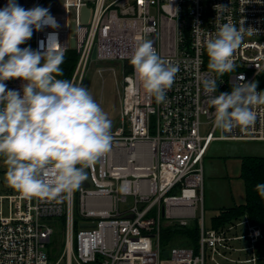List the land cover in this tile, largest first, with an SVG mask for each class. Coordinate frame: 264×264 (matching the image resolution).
<instances>
[{
	"label": "built area",
	"instance_id": "obj_1",
	"mask_svg": "<svg viewBox=\"0 0 264 264\" xmlns=\"http://www.w3.org/2000/svg\"><path fill=\"white\" fill-rule=\"evenodd\" d=\"M50 1L16 0L25 9L47 7ZM5 4L0 0V7ZM218 4L229 7L216 14ZM47 8L59 27L33 30L19 47L37 49L47 33L57 32L63 56L72 50L77 57L69 80L81 85L90 63L119 61V125L112 130L111 149L86 167L88 185L81 183L55 198L19 192L6 182V166L0 162V264H205L207 256L226 258L241 241L247 246L237 251L251 252L245 262L264 263V255L256 254L259 226L244 217L212 228L205 225L201 208L202 161L210 143L264 141V105L253 107L256 119L251 125L223 132L214 127V108L208 104L213 94L229 92L241 82L240 74L246 82L257 81L261 91L264 2L62 0L60 10ZM241 21L256 32L245 34L234 50L233 72H211L217 93H206L202 79L209 70L203 42L215 35L218 24L239 26ZM142 39L152 40L164 61L178 65L166 99L159 103L143 90L129 63L134 44ZM5 84L19 89L22 81ZM124 180L131 182L127 194L117 190ZM164 222L183 227L197 223V246H173L161 257Z\"/></svg>",
	"mask_w": 264,
	"mask_h": 264
},
{
	"label": "clouds",
	"instance_id": "obj_2",
	"mask_svg": "<svg viewBox=\"0 0 264 264\" xmlns=\"http://www.w3.org/2000/svg\"><path fill=\"white\" fill-rule=\"evenodd\" d=\"M228 7L216 5V14ZM45 26L59 27L47 7L25 9L16 0H6L0 7V157L6 165L5 180L13 188L26 196L55 198L87 179L86 167L111 149L114 137L111 120L88 88L58 78L64 56L57 32L47 33L46 42H38L37 49L19 47L33 30ZM254 32L243 21L239 26L224 22L204 40L206 93H217L211 72L217 76L233 72L234 50L245 34ZM128 59L143 90L156 102L165 101L178 65L164 61L150 39L136 42ZM16 78L21 87L7 89L5 81ZM238 80L229 92L213 94L208 101L214 108V127L223 132L251 125L256 119L253 107L264 105V90L257 91V81L246 82L242 74ZM130 184L124 180L117 190L127 194ZM254 190L264 198V182L255 184Z\"/></svg>",
	"mask_w": 264,
	"mask_h": 264
},
{
	"label": "rangeland",
	"instance_id": "obj_3",
	"mask_svg": "<svg viewBox=\"0 0 264 264\" xmlns=\"http://www.w3.org/2000/svg\"><path fill=\"white\" fill-rule=\"evenodd\" d=\"M61 6L62 0H51L47 5L54 10H60ZM121 79L119 61L101 60L89 64L82 83L107 113L112 122V130L119 125L118 91ZM243 156L264 157V141L210 143L202 161V207L205 225L209 226L210 219L218 213L220 207L244 202L243 183L239 179L240 157ZM0 162L3 163V160ZM246 246L244 241L235 243V250L228 253L226 258H216L214 261L207 256L205 264H253L244 261L251 257L250 251H237V248ZM259 262L261 261L254 264Z\"/></svg>",
	"mask_w": 264,
	"mask_h": 264
},
{
	"label": "trees",
	"instance_id": "obj_4",
	"mask_svg": "<svg viewBox=\"0 0 264 264\" xmlns=\"http://www.w3.org/2000/svg\"><path fill=\"white\" fill-rule=\"evenodd\" d=\"M76 55L70 50L64 56L60 67L63 70L62 76L58 78L70 79L76 64ZM208 59L206 61L207 67ZM260 90H264V73L258 79ZM79 167V165H77ZM239 179L243 183L245 200L238 205L220 208L218 214L210 219V226L224 227L236 221H240L245 216L251 224L259 226L261 238L256 244V254L260 257L264 255V198L254 190L257 183L264 182V157L262 156H243L240 157ZM197 227L196 223L183 227L177 224L165 225L161 229L160 248L161 257L166 256V250L170 245L195 246ZM262 264V262H259Z\"/></svg>",
	"mask_w": 264,
	"mask_h": 264
},
{
	"label": "crops",
	"instance_id": "obj_5",
	"mask_svg": "<svg viewBox=\"0 0 264 264\" xmlns=\"http://www.w3.org/2000/svg\"><path fill=\"white\" fill-rule=\"evenodd\" d=\"M203 169V168H202ZM203 175V174H202ZM240 204V203H239ZM234 205H238V204H234ZM223 207H230V206H222V207H220V208H223ZM201 208H202V212H203V207H202V204H201ZM219 208V209H220ZM219 211V210H218ZM199 212H200V206H198V208H197V210L195 211V215L197 216L198 214H199ZM218 214V213H217ZM215 216V215H214ZM248 218V217H247ZM194 223V222H193ZM165 225H168L166 222H164L163 223V225H162V227H164ZM169 225H172V224H169ZM210 225V224H209ZM162 227H161V229H162ZM196 227H197V235H196V244H195V246L193 245V246H189V247H193V248H195L196 246H197V236H198V225H197V223H196ZM160 235H161V231H160ZM173 246H179V245H177V244H173V245H170L168 248H171V247H173ZM167 248V249H168ZM166 253H167V251H166ZM262 262V261H261ZM262 264H264L263 262H262Z\"/></svg>",
	"mask_w": 264,
	"mask_h": 264
},
{
	"label": "water",
	"instance_id": "obj_6",
	"mask_svg": "<svg viewBox=\"0 0 264 264\" xmlns=\"http://www.w3.org/2000/svg\"><path fill=\"white\" fill-rule=\"evenodd\" d=\"M82 11H83V22H85L87 20L88 11L85 8ZM73 34H74L73 24H71V36H73ZM70 46L71 47L74 46V40L73 39H71V41H70ZM85 171L87 172V178H88V171L86 169H85ZM82 185L87 186L88 185L87 181L86 180L82 181Z\"/></svg>",
	"mask_w": 264,
	"mask_h": 264
}]
</instances>
